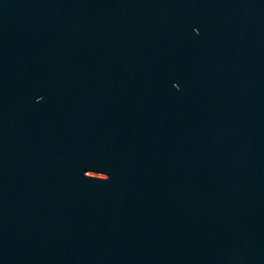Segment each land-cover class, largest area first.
<instances>
[{
    "label": "water",
    "instance_id": "water-1",
    "mask_svg": "<svg viewBox=\"0 0 264 264\" xmlns=\"http://www.w3.org/2000/svg\"><path fill=\"white\" fill-rule=\"evenodd\" d=\"M0 264H264V0H0Z\"/></svg>",
    "mask_w": 264,
    "mask_h": 264
}]
</instances>
